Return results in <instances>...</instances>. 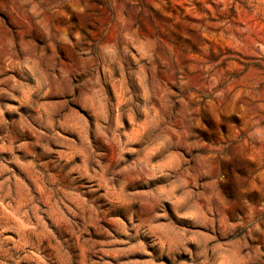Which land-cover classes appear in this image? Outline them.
Here are the masks:
<instances>
[{
	"label": "rangeland",
	"instance_id": "1",
	"mask_svg": "<svg viewBox=\"0 0 264 264\" xmlns=\"http://www.w3.org/2000/svg\"><path fill=\"white\" fill-rule=\"evenodd\" d=\"M0 264H264V0H0Z\"/></svg>",
	"mask_w": 264,
	"mask_h": 264
}]
</instances>
